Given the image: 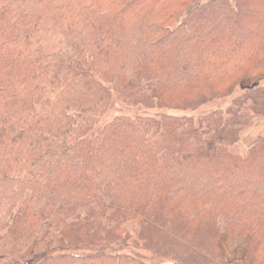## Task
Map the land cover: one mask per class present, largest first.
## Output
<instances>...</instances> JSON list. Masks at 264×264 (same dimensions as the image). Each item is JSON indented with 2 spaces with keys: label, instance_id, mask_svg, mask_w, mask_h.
<instances>
[{
  "label": "trees",
  "instance_id": "trees-1",
  "mask_svg": "<svg viewBox=\"0 0 264 264\" xmlns=\"http://www.w3.org/2000/svg\"><path fill=\"white\" fill-rule=\"evenodd\" d=\"M30 2L0 0V264H147L76 252L128 235L131 219L141 238L188 235L193 252L214 245L220 219L250 233L256 263L264 138L245 156L229 146L264 115V0H57L46 16L74 38L65 58L37 42L47 27ZM241 76L258 83L227 111L119 115L95 131L114 92L133 106L197 108Z\"/></svg>",
  "mask_w": 264,
  "mask_h": 264
},
{
  "label": "rangeland",
  "instance_id": "rangeland-1",
  "mask_svg": "<svg viewBox=\"0 0 264 264\" xmlns=\"http://www.w3.org/2000/svg\"><path fill=\"white\" fill-rule=\"evenodd\" d=\"M206 1V0H202ZM57 0H31L30 3H27L25 7L29 10L35 12L37 20L40 17H43L42 20H39L42 27H47L38 34L37 42L42 43L47 49L56 54L61 53L62 57H69L73 52L72 46L74 43V38L66 34L65 28L61 24L56 23V20H53V17L47 18L46 15L52 14V8L57 6ZM138 5V1L135 3ZM187 10V9H186ZM186 11H184L185 14ZM56 11H53L52 15H55ZM182 15L181 19L184 17ZM44 18L47 20L45 24ZM180 19V20H181ZM56 24L52 26V24ZM222 32L223 29H219ZM219 33L218 29L215 31ZM72 44V46H70ZM245 77V78H244ZM247 76H241L244 78L238 85L234 87V90L231 94H227L224 91L223 95L215 97L213 100L198 106L197 108H191L184 106L183 103L175 107L174 104L166 103L164 106H154L146 107L143 105L133 106L126 103L120 94L114 92L111 105L105 112V114L99 118L95 131L101 129L105 124L110 122L113 118L119 115H128V116H159V115H177V116H188L197 119L203 115L209 114L213 111H227L229 107L233 104V100L240 96L241 92L245 88H251L256 85L258 82L260 85H263L264 78L261 81H255L251 78H246ZM221 94V93H220ZM227 94V95H225ZM181 102H184L183 100ZM264 138V115H258L252 118V120L244 127L239 140L229 146V149L238 155L245 156L249 149H251L255 144L260 142ZM208 208V207H207ZM209 209V208H208ZM198 211L192 213V218H197ZM219 219V218H218ZM220 221V219L218 220ZM217 221V234L215 236L214 245L212 247L204 246V244H193L195 246V251L201 254L204 258H200L193 252L190 248L192 247V239L188 236L182 235V238H178V241L181 243L175 245L172 241L164 242L153 239V237L147 232H143L142 237H140V232H142L139 221L136 219H131L126 222L125 229L128 235L123 234L122 238L114 241H101L100 243L94 244L93 246L88 245L76 252L81 253H90L93 250L105 249L108 252H120L128 253L132 256H136L140 260L145 261L147 264H259L261 258L256 263H250L248 261L247 253L250 248L251 235L248 232L240 230L238 227H233L231 229L223 226H219L220 223ZM228 228V229H227ZM242 231V232H241ZM225 237L241 238L243 237L248 241L246 245V253L242 258H229L228 254L223 250V243ZM228 246L229 241H226ZM225 242V245H226ZM245 246V244H244ZM237 248V247H236ZM231 249H233V243H231ZM191 250V251H190ZM216 252V255L212 252ZM228 253L230 248H228ZM233 255V253H232ZM238 256V253H234ZM249 256V255H248ZM264 264V262L262 263Z\"/></svg>",
  "mask_w": 264,
  "mask_h": 264
},
{
  "label": "crops",
  "instance_id": "crops-1",
  "mask_svg": "<svg viewBox=\"0 0 264 264\" xmlns=\"http://www.w3.org/2000/svg\"><path fill=\"white\" fill-rule=\"evenodd\" d=\"M226 241H229L230 244L228 246V243L226 241H224L223 243V250L224 252H226V254H228L229 258L231 257L232 259H235V258H242L244 256V254L246 253V245H248V241L246 242V239H244L243 237L241 238H233L232 237H225ZM225 242H226V245H225ZM231 243H233V249H231ZM245 244V246H244ZM237 247V248H236ZM228 248H230V252L231 253H228ZM233 253V255H232ZM234 253H238V256L234 255Z\"/></svg>",
  "mask_w": 264,
  "mask_h": 264
}]
</instances>
